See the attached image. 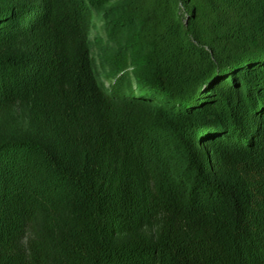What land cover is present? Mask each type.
I'll use <instances>...</instances> for the list:
<instances>
[{
    "label": "trees",
    "instance_id": "trees-1",
    "mask_svg": "<svg viewBox=\"0 0 264 264\" xmlns=\"http://www.w3.org/2000/svg\"><path fill=\"white\" fill-rule=\"evenodd\" d=\"M0 264H264V0H0Z\"/></svg>",
    "mask_w": 264,
    "mask_h": 264
},
{
    "label": "rangeland",
    "instance_id": "rangeland-1",
    "mask_svg": "<svg viewBox=\"0 0 264 264\" xmlns=\"http://www.w3.org/2000/svg\"><path fill=\"white\" fill-rule=\"evenodd\" d=\"M24 132H37L26 105H15L11 110L0 114V137L9 134L20 135Z\"/></svg>",
    "mask_w": 264,
    "mask_h": 264
}]
</instances>
